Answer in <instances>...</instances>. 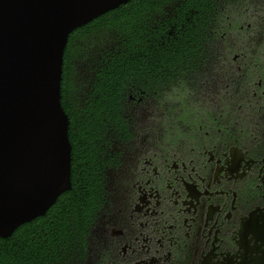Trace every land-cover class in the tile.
Returning a JSON list of instances; mask_svg holds the SVG:
<instances>
[{
	"label": "flooded vegetation",
	"instance_id": "obj_1",
	"mask_svg": "<svg viewBox=\"0 0 264 264\" xmlns=\"http://www.w3.org/2000/svg\"><path fill=\"white\" fill-rule=\"evenodd\" d=\"M239 78L241 90L226 83L222 128L176 130L190 145L140 143L129 125L115 140L85 264H264V68Z\"/></svg>",
	"mask_w": 264,
	"mask_h": 264
},
{
	"label": "trees",
	"instance_id": "obj_2",
	"mask_svg": "<svg viewBox=\"0 0 264 264\" xmlns=\"http://www.w3.org/2000/svg\"><path fill=\"white\" fill-rule=\"evenodd\" d=\"M167 1L129 0L69 34L60 102L69 121L72 188L43 216L0 238V264H85V230L104 195L105 147L111 137L130 136L125 101L133 93L142 97L156 93L204 67L216 1L182 0L176 17L153 27L145 13ZM103 28L116 33L112 44L102 45L86 60L85 76L73 75L75 42Z\"/></svg>",
	"mask_w": 264,
	"mask_h": 264
},
{
	"label": "water",
	"instance_id": "obj_3",
	"mask_svg": "<svg viewBox=\"0 0 264 264\" xmlns=\"http://www.w3.org/2000/svg\"><path fill=\"white\" fill-rule=\"evenodd\" d=\"M129 0H0V238L72 188L60 102L69 34Z\"/></svg>",
	"mask_w": 264,
	"mask_h": 264
},
{
	"label": "rangeland",
	"instance_id": "obj_4",
	"mask_svg": "<svg viewBox=\"0 0 264 264\" xmlns=\"http://www.w3.org/2000/svg\"><path fill=\"white\" fill-rule=\"evenodd\" d=\"M181 1L169 0L158 8L148 10L145 17L153 27L169 23L176 17ZM215 1L210 13L211 34L204 45V67L199 68L200 72L191 73L185 80L178 77L156 93L144 96L140 103H132L128 99L125 101L124 115L130 129L140 138V143L143 137L146 142L160 146L175 143L190 145L192 142L188 131L180 132L179 134L184 135L176 136V130H189L191 134H196L198 132L194 130L200 125L203 131L222 128L225 123L224 98L228 97L225 93L228 79L231 82V92L235 89L241 90V87L238 88V82L241 81L239 75L250 76L247 80L255 82L264 68V0ZM174 30L175 24L171 26L169 33ZM113 34H116L114 30L94 29L75 42L77 55L71 58L73 75L85 76L83 67L87 66L90 56L103 48L102 45L106 48L112 44ZM236 66L241 69L238 70ZM131 95L136 99L141 96L137 93ZM235 118L236 111L232 115V119ZM115 140L111 137L110 144L105 147L106 194L113 175L108 160L117 153V146L120 147ZM88 251L85 252V259Z\"/></svg>",
	"mask_w": 264,
	"mask_h": 264
}]
</instances>
